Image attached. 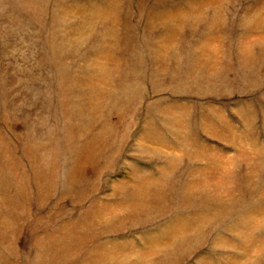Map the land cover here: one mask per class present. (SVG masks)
Here are the masks:
<instances>
[{"label": "rangeland", "instance_id": "1", "mask_svg": "<svg viewBox=\"0 0 264 264\" xmlns=\"http://www.w3.org/2000/svg\"><path fill=\"white\" fill-rule=\"evenodd\" d=\"M0 264H264V0H0Z\"/></svg>", "mask_w": 264, "mask_h": 264}]
</instances>
